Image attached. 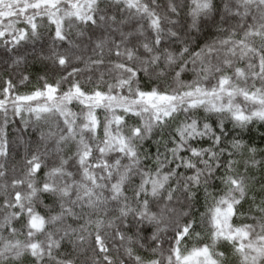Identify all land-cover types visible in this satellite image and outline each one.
Returning <instances> with one entry per match:
<instances>
[{"label":"snow or ice","instance_id":"1","mask_svg":"<svg viewBox=\"0 0 264 264\" xmlns=\"http://www.w3.org/2000/svg\"><path fill=\"white\" fill-rule=\"evenodd\" d=\"M0 81V264H264V0H0Z\"/></svg>","mask_w":264,"mask_h":264},{"label":"trees","instance_id":"2","mask_svg":"<svg viewBox=\"0 0 264 264\" xmlns=\"http://www.w3.org/2000/svg\"><path fill=\"white\" fill-rule=\"evenodd\" d=\"M0 86H2V81H0ZM21 90L23 91L24 89H23V88H21Z\"/></svg>","mask_w":264,"mask_h":264}]
</instances>
